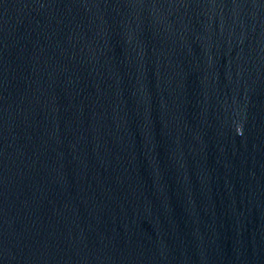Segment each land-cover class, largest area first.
I'll return each mask as SVG.
<instances>
[{"label":"water","instance_id":"obj_1","mask_svg":"<svg viewBox=\"0 0 264 264\" xmlns=\"http://www.w3.org/2000/svg\"><path fill=\"white\" fill-rule=\"evenodd\" d=\"M0 264H264V0H0Z\"/></svg>","mask_w":264,"mask_h":264}]
</instances>
